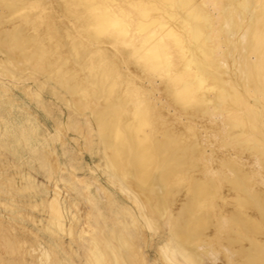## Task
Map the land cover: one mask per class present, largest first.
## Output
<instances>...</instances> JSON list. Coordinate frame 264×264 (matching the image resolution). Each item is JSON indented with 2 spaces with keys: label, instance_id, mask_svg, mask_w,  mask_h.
<instances>
[{
  "label": "bare ground",
  "instance_id": "obj_1",
  "mask_svg": "<svg viewBox=\"0 0 264 264\" xmlns=\"http://www.w3.org/2000/svg\"><path fill=\"white\" fill-rule=\"evenodd\" d=\"M36 77L35 95L52 82L90 113L105 172L143 223L169 216L164 264H264V0H0V78ZM14 232L0 224V264H33L7 260L28 253ZM101 232L88 264H121Z\"/></svg>",
  "mask_w": 264,
  "mask_h": 264
},
{
  "label": "rangeland",
  "instance_id": "obj_2",
  "mask_svg": "<svg viewBox=\"0 0 264 264\" xmlns=\"http://www.w3.org/2000/svg\"><path fill=\"white\" fill-rule=\"evenodd\" d=\"M43 78L24 82L0 78V224L23 238L26 252H46L59 264H88L89 234L101 231L105 248L117 250L121 264H129L127 257L136 263L134 254L112 236L118 226L144 264H164L159 248L169 233V216L156 218L158 229L143 223L136 203L105 172L103 149L91 130L90 113L75 111L52 82L40 96L35 95ZM155 94L157 102L163 100L160 92ZM52 199L59 204L64 230L51 223ZM175 200L179 202H173L172 212L184 198ZM28 253L6 258L41 264ZM203 264L213 263L204 257Z\"/></svg>",
  "mask_w": 264,
  "mask_h": 264
}]
</instances>
